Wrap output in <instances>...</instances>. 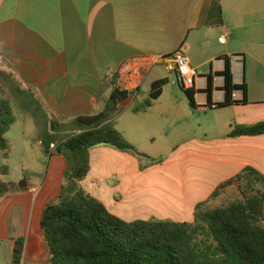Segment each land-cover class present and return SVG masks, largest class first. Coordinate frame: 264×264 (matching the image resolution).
<instances>
[{"label": "crops", "instance_id": "1", "mask_svg": "<svg viewBox=\"0 0 264 264\" xmlns=\"http://www.w3.org/2000/svg\"><path fill=\"white\" fill-rule=\"evenodd\" d=\"M180 46L196 73L194 106L174 74L156 65L113 120L154 162L104 145L89 150L80 187L126 222L190 223L197 205L246 168L264 176V134L229 136L264 124V0H0V73L10 79L0 76V94L15 115L0 180L25 182L0 198V264L12 263L17 239L24 240L20 264H48L40 219L66 169L62 156L42 147L45 135L66 133L51 131L50 122L99 113L124 61ZM226 61L236 86L229 105ZM161 79L168 82L152 106L133 113Z\"/></svg>", "mask_w": 264, "mask_h": 264}, {"label": "trees", "instance_id": "2", "mask_svg": "<svg viewBox=\"0 0 264 264\" xmlns=\"http://www.w3.org/2000/svg\"><path fill=\"white\" fill-rule=\"evenodd\" d=\"M224 77L225 103H232V83L229 63L226 61ZM0 76L6 82L5 74ZM112 81V91L103 109L92 116L77 117L60 125L50 122V130L73 132L67 137L47 134L42 138L44 152L54 144V152L66 164L58 196L47 203L40 219L43 244L48 264H264V192L254 191V185L264 184V176L246 168L234 181L245 183L250 195L242 200L212 210H203V203L195 208L193 222L170 220H136L126 222L110 213L97 199L80 187L89 171V150L104 145L132 156L152 159L129 143L115 129L113 120L119 115V104L128 93L119 91ZM166 79L151 83L147 98L135 103L133 113L145 112L160 96ZM211 78L207 79L210 100ZM190 106H194L192 92L185 91ZM15 115L11 103L0 94V152L7 159L11 146L4 138ZM264 134V124L235 127L230 137ZM227 181L219 189L230 185ZM25 182L18 184L0 180V198L23 190ZM24 240L14 243L12 263L20 264Z\"/></svg>", "mask_w": 264, "mask_h": 264}, {"label": "built area", "instance_id": "3", "mask_svg": "<svg viewBox=\"0 0 264 264\" xmlns=\"http://www.w3.org/2000/svg\"><path fill=\"white\" fill-rule=\"evenodd\" d=\"M156 65H163L167 72L174 74L176 83L181 89L187 91L193 88L196 73L190 65L183 46L170 55L145 56L124 61L117 71L116 88L126 93L135 92L150 68ZM54 147V144H50L49 149Z\"/></svg>", "mask_w": 264, "mask_h": 264}, {"label": "rangeland", "instance_id": "4", "mask_svg": "<svg viewBox=\"0 0 264 264\" xmlns=\"http://www.w3.org/2000/svg\"><path fill=\"white\" fill-rule=\"evenodd\" d=\"M151 75H149L150 77ZM74 134L73 132H66L60 137H67ZM254 191L264 192V184L257 183L254 185ZM250 190L246 189L245 183L243 181L236 182L230 186L219 189L217 196L209 199L202 207L203 210H212L217 207L226 206L232 202L239 201L250 195Z\"/></svg>", "mask_w": 264, "mask_h": 264}]
</instances>
